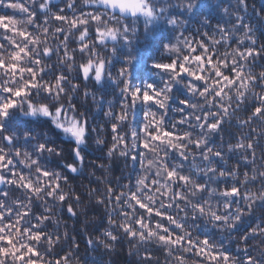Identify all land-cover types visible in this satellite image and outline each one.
<instances>
[{
  "label": "clouds",
  "instance_id": "1",
  "mask_svg": "<svg viewBox=\"0 0 264 264\" xmlns=\"http://www.w3.org/2000/svg\"><path fill=\"white\" fill-rule=\"evenodd\" d=\"M8 2L9 0H0V9H4L3 5ZM52 2L66 9L69 17L77 14L80 9L95 11L98 16L105 17V21L99 26L113 30L117 40L106 36L105 42L97 47L94 40L89 37L86 41L89 48L80 55L75 51V47L83 41L79 40V33H74L71 39L77 41L76 46L69 42L66 54L57 52L51 59H46L49 73L65 75L63 88L60 87V81H53L49 75L48 82L53 84L51 93L47 91V85L42 80L34 95L24 97L19 102L22 106L14 115L17 126L12 128L9 134L18 138L21 144L25 143L26 136L31 138L29 150L36 151V157L41 161L31 170L32 180L37 179L36 168L39 167L47 166L54 176L59 174L60 193L66 197V203L59 202L58 196L53 197L51 202L46 201V192L40 195L36 201L40 209L42 211L52 209L48 214V222L38 225L43 229L46 238L33 243L25 235H21L17 243H31L32 247H38L43 264H56L58 256L59 264H177L175 255L188 254H191V258L186 259L184 264H208L206 258L203 261L197 260L193 249L186 243L183 248L163 245L159 240V230L155 228V221L152 222L153 236L147 233V223L143 229L135 227L139 213L129 211L127 216H121L119 213L123 206L108 198L110 186L114 192L123 191L126 197L129 186H136L138 178L146 177L150 172H159L161 177L166 175V169L157 162L163 158L167 144L153 145V151L143 153L145 161L143 166L131 159V156L139 151L136 147L139 140L147 139L140 133L136 139L130 138L131 132L141 124L142 110L146 106L138 101V107L135 109L127 107V101H123L125 85L121 84L122 79L127 81L130 77L137 81L136 85L142 79L155 77L166 80L167 87H175L187 96L190 101L189 107L195 104V112L190 113L180 106V96L177 92L165 91L163 103L165 111L171 109L168 112L169 120L173 122L183 120L187 126L189 125L187 117L199 115L204 108H207L209 118L216 112L218 119L223 120V127L218 130L210 131L206 128L201 130L195 120L192 121V127L196 131L188 129L191 138L184 143L188 149L189 160L193 155L197 157L199 174L213 191L204 194L205 214L201 215L195 209V203L201 196V193L194 190L198 182L197 177L193 176L190 183L185 186L182 195L186 197L187 203L181 204L180 207L187 209V212L177 213L175 208L170 209L172 214L176 215V220L184 224L181 235L185 241L189 232L193 241L209 239L216 246L215 250L221 253L228 252L230 257L228 264H264L262 227L264 115L249 122L251 114L247 111L256 102V96H264V61L259 57L249 60L247 55L241 60L236 54L237 46L229 48L227 43L235 39L243 48L241 41L245 43L255 41L260 47L261 55L264 56V47H261L264 45V11H261L264 0H159V6L163 7L165 12L158 13L159 20L154 29L147 32L141 29L139 36L131 37L132 45L122 42L124 33L119 27L127 17L120 16L118 10L114 15V11L102 6L100 0H52ZM14 3L16 6L11 9L14 14L21 12V4L28 10L16 17L25 30L29 29V14L37 12L41 3L45 8L48 7L47 0H14ZM189 4L193 8L199 4V7L193 11L187 7ZM72 5L75 6L71 7ZM53 15L54 10L49 11L47 24L49 28L63 27L66 32L72 31L69 25L55 24L52 20ZM113 19L116 21L115 25L109 24L108 21ZM170 20H173V23H169ZM224 28L228 29V34L221 36L220 32ZM205 32L213 40L226 41L223 48L215 44L212 46L218 53V59L238 60L249 81L250 73L258 77L257 81L246 83L243 88L238 86L233 88L231 93H225L222 103L228 106L226 113L220 112L213 103L215 88L207 96L202 97L189 87L188 77L179 79L175 72H156L151 67L157 62H167L164 57L168 55H172L174 59H182L185 54L180 51L183 40H190L193 34L197 37L202 36ZM54 35L55 32L50 31L47 43L41 47L55 48L57 44H64L60 40L54 42L52 39ZM121 49L131 51V55L122 54ZM225 50L231 55H226ZM74 53L75 59H69ZM101 60L105 61V68L100 78L97 79L93 74L92 79L82 80L79 65L81 63L87 65L91 61L95 66L99 65ZM24 66L28 67V64L25 63ZM189 67L193 71L200 69L197 63H192ZM122 70L123 77L120 75ZM211 71L212 69H207L205 76H209ZM4 79L5 77L0 75V81ZM191 83L195 85L194 81ZM12 86L19 87L21 82L18 81ZM208 86L211 87V81ZM241 96L244 97L242 103L239 102ZM29 99L35 110L27 107ZM121 101L124 107H121ZM41 105H47L53 111V117L55 108L62 106L68 120L64 121L63 117L59 120L46 117L40 112ZM124 112L127 113L126 116L121 115ZM159 118L158 114L157 119ZM73 119L78 121L79 127L83 129V134L78 140L58 127V123L67 125ZM147 123L151 124V121ZM114 124L120 129L119 137L127 139L126 147L112 131ZM196 140L200 141L201 148L205 151L190 148ZM40 143L46 144L50 150L43 153L37 151ZM249 143L252 145L251 150L248 147ZM3 147V142L0 141V149ZM8 151L12 149L9 148ZM217 151L223 153L219 161L215 157ZM250 151L254 152V158ZM180 163L178 161L176 167L179 168ZM185 167L191 165L185 164ZM220 168L225 169L223 179L231 181L234 185L239 183L242 195L237 197L235 203L231 198L227 201L220 198L222 188L215 189L216 181L221 179L220 172L212 174L211 170ZM185 174L192 175L191 172ZM25 179H29L28 174L25 175ZM41 186L36 184L37 188ZM142 187L143 185L140 186ZM245 192L248 193L249 199L242 198ZM164 195L166 198L161 200L154 191L152 198L160 200V205L172 202L167 199L168 192ZM141 198L144 199L143 196ZM12 202V196L9 195V206ZM145 203L150 201L145 199ZM225 203L230 205L231 211L225 207ZM250 203L253 204L251 208L241 211ZM125 205L128 208L134 207L128 200H125ZM69 206L71 211H68ZM216 213L220 214L222 220L227 214L226 221L216 223L213 218ZM127 224H131L132 227L125 231L122 226ZM168 227L172 228L173 225L170 223ZM132 232H135L134 236L130 235ZM146 255L151 256V259H146ZM216 264H224V261H217Z\"/></svg>",
  "mask_w": 264,
  "mask_h": 264
},
{
  "label": "snow or ice",
  "instance_id": "2",
  "mask_svg": "<svg viewBox=\"0 0 264 264\" xmlns=\"http://www.w3.org/2000/svg\"><path fill=\"white\" fill-rule=\"evenodd\" d=\"M100 3L102 6L113 10L114 15L116 10H118L120 16L127 17V20L119 26L124 33L122 42L127 45H132L131 37L139 36L141 29L146 32L154 29L159 20L158 13L163 14L165 12V9L159 6V0H100ZM47 5L48 7L45 8L44 4L41 3L37 12L29 14L28 30L20 26V22L16 19L17 16L14 13L12 15L7 13L0 14V33L3 34L0 35V75L5 77L3 81H0V141L3 142L4 146L0 149V264H9V261H11V264H43L38 247H32L31 243L18 244L17 239L21 235H25L30 241L37 243L41 239L46 238L43 229L38 225L48 222V214L52 209L47 208L43 211L40 209L39 204L36 202L40 195L46 192V201L51 202L53 197L58 196L59 202L66 203V197L60 193L61 177L59 174L54 176V173L49 171L47 166L39 167L36 168L37 179L35 181L32 180L31 170L37 164H40L41 161L36 157V151L29 150L31 138L26 136L25 143L21 144L18 138L9 134L12 128L17 126L14 115L18 113L22 106L19 102L24 97L34 95L42 80L47 85V91L51 93L53 84L48 82L47 78L49 75H51L53 81H60V87L61 89L63 88L65 75L63 73H49L46 59H51L57 52L66 54L69 42L76 46L77 41L71 39L74 33H79V40L83 41L75 47V51L79 52L80 55H83L85 49L89 48L86 42L89 37L94 40L97 47L105 42L106 36H111L113 40H117L113 30H106L99 26L105 21V17L98 16L95 11L88 12L80 9L77 14H72L69 17L66 9L60 8L52 0H47ZM15 6L14 0H9L7 4L3 5L4 9H12ZM74 6L72 5L71 7ZM20 7L21 12L19 15L28 11L22 4ZM187 7L195 11L199 4L195 8L191 4ZM52 10L55 12V15L52 16L55 24L69 25L72 31L66 32L63 27L51 29L47 26L48 13ZM33 21L35 22L34 24L32 23ZM108 23L115 25L116 21L113 19L109 20ZM169 23H173V20H170ZM50 31L55 32L52 37L54 42L60 40L64 44H57L55 48L41 47L42 44L47 43ZM34 32L37 34L33 35ZM227 34V28L222 29L220 32L221 36ZM183 36L184 34L182 33L181 39H183ZM225 42L223 39L213 40L207 32L199 37L193 34L190 40H183V46L180 47V51L185 54L182 59H174L172 55H168L164 57L167 62H157L151 67L156 72H175L178 74L179 79L188 77L190 81L189 87L202 97L207 96L215 88L216 91L212 96L213 103L216 104L220 112L226 113L228 106L222 103L225 93H231V90L238 86L243 88L246 83L257 81L258 77L250 73L251 81H249L245 77L244 69L240 66L238 60L218 59V53L213 50L212 46L215 44V46L223 48ZM227 43L229 48L234 45L237 46L236 54L241 60L247 55L249 60L259 57L261 61H264L260 47L257 46L255 41L247 43L241 41L240 44H243V48L237 44L235 39L227 41ZM261 47H264V45H261ZM120 51L124 55H131V51H125L124 49ZM225 52L226 55H231L227 50ZM69 59L74 60L75 53ZM25 63L28 64V67L24 66ZM192 63L199 64V71H193L189 67ZM104 68L105 61L103 60H101L99 65L95 66L91 61L87 65L81 63L79 65L81 79H92L93 74L98 79ZM207 69H212L209 76H205ZM120 75L123 77V70ZM25 80L26 82H24ZM18 81L21 82V86L13 87L12 85H15ZM192 81L195 82V85L191 83ZM209 81H211V87L208 86ZM121 84L125 85L123 101H127V107L135 109L138 107V101L146 106L142 110V122L131 132L130 138L136 139L137 134L140 133L146 136L147 139L142 138L139 140L136 145L139 151L132 155L131 159L143 166L145 164L143 153L153 151V145L167 144L168 147L165 149L163 158L157 162L158 165L166 169V175L161 177L159 172H150L148 176L138 178L136 186H129L126 197L123 191L114 192L110 186L109 200H115L117 204L123 206V210L119 213L121 216H127L129 211L138 212L139 216L136 217L135 227L143 229L147 223L149 236L154 235L152 222L155 221V228L159 230V240L163 245L183 248L186 243L193 249L197 260L203 261L206 258L208 264H216L217 261L223 260L224 264H228L230 259L228 252L224 251L221 253L215 250L216 246L209 239L204 238L198 242L193 241L189 232L188 239L185 241L181 235L184 224L178 222L176 215L170 211V209L175 208L177 213L187 212V209L180 207L181 204L187 203L186 197L182 195V192L185 190V186L190 183L192 177L196 176L198 182L194 190L201 193V196L195 203V209L201 215L205 214L204 194L213 191V189L209 188L204 177L199 174L197 157L193 155L191 160H189L188 149L185 148L184 142L191 138L188 134L189 128L193 132L196 131L192 127L193 120H195L201 130L206 128L210 131L222 128L223 120L218 119V113L216 112L209 118L207 108L202 109L199 115H189L187 117L189 125L187 126L183 120L176 122L169 120L168 112L171 109L169 108L165 111L163 103L165 91L177 92L180 96V106L190 113L195 112V104L189 107L190 101L188 97L175 87H167V81L164 79L150 77L142 79L136 85L135 80L130 77L127 81L122 79ZM57 94H59V90ZM255 100L256 102L247 109L251 114L249 122L264 115V96H256ZM123 101H121V107L125 106ZM239 102H244L243 96H241ZM27 107L35 110L30 99L27 102ZM40 112L50 119L59 120L63 117L64 121L68 120L62 106L55 108L54 117L53 111L47 105H41ZM158 114L159 120L157 119ZM121 115L126 116L127 113L124 112ZM149 120L151 124L147 123ZM84 124L86 127L87 120L84 121ZM58 127L67 134L77 138V140L83 134V129L79 127V122L75 121V119L67 123V125L58 123ZM112 131L117 134L120 143L126 147L128 141L123 137H119L120 129L115 124L112 126ZM248 147L251 150V143H249ZM9 148L12 151H8ZM190 148L192 150L200 149L205 151L201 148L199 140L194 141ZM45 150H50L46 144L40 143L37 146V151L40 153ZM250 155L254 158L255 154L250 151ZM21 157L25 158L21 159ZM215 157L219 161L223 157V153L217 151ZM178 161L181 162L179 168L176 167ZM185 164H190L191 167L186 168ZM69 167L71 168L72 166L69 165ZM216 171L220 172L221 179L216 181L215 189H223L220 192V198L225 201L231 198V201L235 203L237 197L242 195L239 183L234 185L231 181L223 179L225 169L211 170L212 174H215ZM186 172H191L192 175H186ZM26 174H28L29 179H25ZM244 175L246 176L247 173L245 172ZM41 177L43 179H40ZM64 179L66 180L67 177H64ZM45 180L47 183H45ZM37 183L42 186L37 188ZM141 185H143L142 188H140ZM169 185H171L170 189ZM154 191L156 195L160 196L161 200L166 198L164 193L168 192L167 199L172 202L160 205V200L152 198ZM138 192L140 193L139 195L137 194ZM23 193L27 195H23ZM9 195L12 196L13 201L11 206H9ZM142 196L144 199L141 198ZM242 198L249 199L248 193L245 192ZM145 199H148L150 203H145ZM125 200L131 201L134 207L128 208L125 205ZM157 205H160V207H157ZM252 206L253 204L250 203L241 211H246ZM225 207L231 211L229 204L225 203ZM68 211H71V206L68 207ZM213 218L216 223H223L227 219V214H225L224 220L221 219L219 213L214 214ZM185 219H187V216H185ZM25 221H28V223H25ZM170 223L173 225L172 228L168 227ZM122 227L127 231L132 225L127 224ZM130 235L134 236L135 232L130 233ZM141 235H143V232ZM145 258L150 260L151 256L146 255ZM174 258L177 260V264H184L186 259L191 258V254L175 255ZM64 259H67V257H64ZM56 264H59V256Z\"/></svg>",
  "mask_w": 264,
  "mask_h": 264
},
{
  "label": "trees",
  "instance_id": "3",
  "mask_svg": "<svg viewBox=\"0 0 264 264\" xmlns=\"http://www.w3.org/2000/svg\"><path fill=\"white\" fill-rule=\"evenodd\" d=\"M261 10H264V6L261 7ZM4 13H7L9 15H12L13 14V12H12L11 9H0V14H4ZM15 15L17 17H19V13H15ZM141 75H142V73H141ZM135 82H137V81H135Z\"/></svg>",
  "mask_w": 264,
  "mask_h": 264
}]
</instances>
